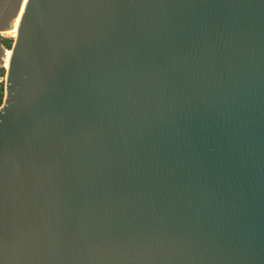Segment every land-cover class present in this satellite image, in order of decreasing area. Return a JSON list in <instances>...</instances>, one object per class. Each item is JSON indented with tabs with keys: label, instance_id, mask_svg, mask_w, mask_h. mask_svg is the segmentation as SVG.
<instances>
[{
	"label": "water",
	"instance_id": "obj_1",
	"mask_svg": "<svg viewBox=\"0 0 264 264\" xmlns=\"http://www.w3.org/2000/svg\"><path fill=\"white\" fill-rule=\"evenodd\" d=\"M0 264H264V0H0Z\"/></svg>",
	"mask_w": 264,
	"mask_h": 264
},
{
	"label": "trees",
	"instance_id": "obj_2",
	"mask_svg": "<svg viewBox=\"0 0 264 264\" xmlns=\"http://www.w3.org/2000/svg\"><path fill=\"white\" fill-rule=\"evenodd\" d=\"M12 41L13 40L10 38H0V45L9 51L12 45ZM4 75H5L4 66H0V79L3 80ZM2 100H3V82H0V105L2 103Z\"/></svg>",
	"mask_w": 264,
	"mask_h": 264
},
{
	"label": "rangeland",
	"instance_id": "obj_3",
	"mask_svg": "<svg viewBox=\"0 0 264 264\" xmlns=\"http://www.w3.org/2000/svg\"><path fill=\"white\" fill-rule=\"evenodd\" d=\"M16 32H17V29L14 30L13 32H10L8 33H2L0 34V38H10L13 40V38L15 37L16 35ZM7 51L5 48H3L1 45H0V66H4V68H7ZM4 80V78H3ZM2 79H0V82H3Z\"/></svg>",
	"mask_w": 264,
	"mask_h": 264
},
{
	"label": "bare ground",
	"instance_id": "obj_4",
	"mask_svg": "<svg viewBox=\"0 0 264 264\" xmlns=\"http://www.w3.org/2000/svg\"><path fill=\"white\" fill-rule=\"evenodd\" d=\"M19 21H20V18L17 19L16 21H14V23H13V27H12L10 30H8V31H6V32H1L0 34H2V33L5 34V33H7V35H8V33L13 32L14 30H16V29L18 28ZM10 54H11V51H10V50L7 51V66H8V62H9V58H10Z\"/></svg>",
	"mask_w": 264,
	"mask_h": 264
},
{
	"label": "built area",
	"instance_id": "obj_5",
	"mask_svg": "<svg viewBox=\"0 0 264 264\" xmlns=\"http://www.w3.org/2000/svg\"><path fill=\"white\" fill-rule=\"evenodd\" d=\"M3 66V65H2Z\"/></svg>",
	"mask_w": 264,
	"mask_h": 264
}]
</instances>
